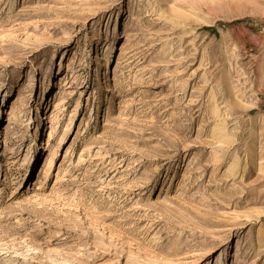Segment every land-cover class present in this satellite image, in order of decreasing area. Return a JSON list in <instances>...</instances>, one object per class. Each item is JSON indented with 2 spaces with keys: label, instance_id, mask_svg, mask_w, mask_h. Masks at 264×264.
I'll list each match as a JSON object with an SVG mask.
<instances>
[{
  "label": "rangeland",
  "instance_id": "1",
  "mask_svg": "<svg viewBox=\"0 0 264 264\" xmlns=\"http://www.w3.org/2000/svg\"><path fill=\"white\" fill-rule=\"evenodd\" d=\"M0 264H264V0H0Z\"/></svg>",
  "mask_w": 264,
  "mask_h": 264
},
{
  "label": "bare ground",
  "instance_id": "2",
  "mask_svg": "<svg viewBox=\"0 0 264 264\" xmlns=\"http://www.w3.org/2000/svg\"><path fill=\"white\" fill-rule=\"evenodd\" d=\"M118 29V28H117ZM116 29V30H117ZM115 35V34H114ZM60 67H63V65L62 64H60L59 65ZM63 85V84H62ZM64 85L65 86H68L69 85V82H67V80L65 79L64 80ZM48 86H52L51 85V81L49 82V85ZM18 101V100H17ZM21 103V105L22 106H24V102H20ZM18 113H19V110H18V107H16V105H13L12 107H11V109H10V115H9V120H10V123L12 122V120L13 119H15L17 116H18ZM51 118V116H47L46 118H45V120H48V119H50ZM37 126V125H36ZM35 126V127H36ZM40 134H41V132H39L37 129H35V135H37V138L33 141V143H32V145H31V148L30 149H32L33 148V146H35L36 144H37V140H38V136L40 137ZM51 136H52V133H50L49 134V138H51ZM33 153H35V150H33ZM32 157V156H31ZM30 157V158H31ZM33 165V164H32ZM31 165V166H32ZM31 170V168L27 171V173H26V175L28 174V172ZM26 187V186H25ZM237 245V248H238V244H236Z\"/></svg>",
  "mask_w": 264,
  "mask_h": 264
}]
</instances>
